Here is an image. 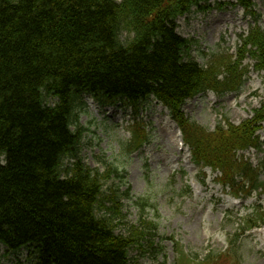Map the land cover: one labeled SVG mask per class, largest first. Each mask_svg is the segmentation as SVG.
<instances>
[{
  "label": "trees",
  "instance_id": "trees-1",
  "mask_svg": "<svg viewBox=\"0 0 264 264\" xmlns=\"http://www.w3.org/2000/svg\"><path fill=\"white\" fill-rule=\"evenodd\" d=\"M238 2L256 25L242 36L236 56L213 52L204 66L191 57V41L177 33L176 20L193 7L224 9L222 3L0 0V246L5 256L27 251L31 264H132V250L157 251L159 227L144 218L147 200L136 201L141 217L131 225L122 202L131 197L130 189L120 194L107 183L113 177L124 182L125 174L112 166L105 172L93 169L81 156L88 131L79 124L85 96L104 106L124 103L136 113L156 98L182 127L198 164L220 170L218 181L236 195L264 193L262 167L238 156L239 150H262L256 132L264 108L239 125L225 118L214 131L182 110L207 90L240 91L249 57L264 70L261 14L251 0ZM133 129L130 152L150 140L143 123ZM259 220L264 222V210ZM246 224L253 227L258 219ZM118 227L128 233H118ZM230 245L228 253L238 260L235 243ZM192 256L188 263L223 260L215 251L202 261ZM2 259L0 254V264Z\"/></svg>",
  "mask_w": 264,
  "mask_h": 264
},
{
  "label": "rangeland",
  "instance_id": "rangeland-1",
  "mask_svg": "<svg viewBox=\"0 0 264 264\" xmlns=\"http://www.w3.org/2000/svg\"><path fill=\"white\" fill-rule=\"evenodd\" d=\"M253 2L255 10L262 14L260 25L264 28V0ZM251 22L242 6L230 5L209 14L194 12L179 18L177 31L194 42L192 58L206 64L212 52L235 54L240 45L239 34L247 31ZM254 64L251 58L245 60L248 74L241 91L220 96L208 92L188 100L183 110L189 119L214 131L220 122L226 124L225 118L234 124L251 118L255 110L264 107V72H258ZM85 101L79 120L88 129L82 158L101 172L112 166L125 174L124 182L113 177L107 183L120 194L130 189L131 197L124 196L122 202L131 225L137 224L141 217L135 204L141 198L149 203L144 218L158 223L154 238L157 251L147 245L148 250L142 255L140 250H132V264H195L188 263L187 257L197 255L203 260L211 251L222 253L221 264H264V224L261 229L247 233L244 230L246 221L256 217L253 215L256 208L264 207V195L254 192L238 201L230 189L216 183L218 172L195 166L188 151L179 148L177 130L167 109L156 101L145 104L138 116L132 108L107 110L90 97ZM135 120L148 125L151 141L142 150L129 153L130 127ZM259 135L264 146V123ZM239 155L255 166L264 164V151L250 149ZM202 171L206 172L205 178ZM261 178L264 179V169ZM188 187L190 191L186 193ZM117 229L118 233H128L124 227ZM231 241L235 243L234 255L237 253L238 260L235 257L233 260L227 251ZM0 254L2 264H31L27 251L5 256L6 248L0 246Z\"/></svg>",
  "mask_w": 264,
  "mask_h": 264
}]
</instances>
